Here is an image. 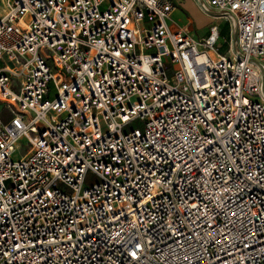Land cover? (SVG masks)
Masks as SVG:
<instances>
[{"label":"built area","instance_id":"obj_1","mask_svg":"<svg viewBox=\"0 0 264 264\" xmlns=\"http://www.w3.org/2000/svg\"><path fill=\"white\" fill-rule=\"evenodd\" d=\"M200 1L0 0V264H264V0Z\"/></svg>","mask_w":264,"mask_h":264},{"label":"rangeland","instance_id":"obj_2","mask_svg":"<svg viewBox=\"0 0 264 264\" xmlns=\"http://www.w3.org/2000/svg\"><path fill=\"white\" fill-rule=\"evenodd\" d=\"M188 6H179L178 8L183 10L185 12V21H186V31L188 33H193L197 37H201L203 34H206L209 32V28L214 21V17L218 16V13L214 11H205L202 8V3L200 0H187ZM220 29H221V40L217 45L218 51L220 53H225L228 49V43L229 45L232 43V41H235V34L230 32L229 35V25L225 21V19H220ZM192 34V35H193ZM230 38V39H229ZM200 39V38H199ZM8 116H5V121ZM8 120V119H7ZM135 127H140V123L136 122L134 124ZM28 143L25 139H22L19 142L18 149L16 153L13 155L12 159L15 161H18L22 158V156L26 153V147ZM100 180L99 178L89 172L87 173L85 180H84V186H92L96 183H98Z\"/></svg>","mask_w":264,"mask_h":264},{"label":"crops","instance_id":"obj_3","mask_svg":"<svg viewBox=\"0 0 264 264\" xmlns=\"http://www.w3.org/2000/svg\"><path fill=\"white\" fill-rule=\"evenodd\" d=\"M173 1V3L177 6V7H179V6H188L189 7V4H188V1L187 0H172ZM178 10H179V13H178V16H177V18H178V20L180 21V22H182L183 24H185V27H186V21H185V12H184V9L183 10H181V9H179L178 8ZM191 36H193L194 38H196V39H199V38H203V37H205L208 33H206V34H203L201 37H197V36H195L193 33V35L191 34V33H189Z\"/></svg>","mask_w":264,"mask_h":264},{"label":"trees","instance_id":"obj_4","mask_svg":"<svg viewBox=\"0 0 264 264\" xmlns=\"http://www.w3.org/2000/svg\"><path fill=\"white\" fill-rule=\"evenodd\" d=\"M229 35H230V32H229ZM229 39H230V38H229ZM227 50H228V49H227ZM226 52H227V51H226ZM226 52H225V53H226ZM222 54H223V53H222Z\"/></svg>","mask_w":264,"mask_h":264}]
</instances>
